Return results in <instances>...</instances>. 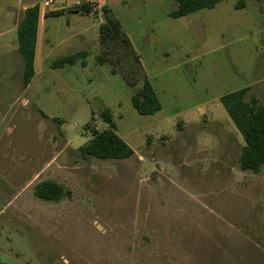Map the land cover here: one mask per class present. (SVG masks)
<instances>
[{"label": "rangeland", "instance_id": "1", "mask_svg": "<svg viewBox=\"0 0 264 264\" xmlns=\"http://www.w3.org/2000/svg\"><path fill=\"white\" fill-rule=\"evenodd\" d=\"M107 2L51 39L48 62L86 51V67L42 62L27 103L22 76L8 90L0 73V264H264V166L240 168L245 142L221 103L250 87L264 104V0L182 18L176 0ZM105 7L134 53L110 43L100 65ZM145 79L162 105L152 116L132 104ZM104 109L133 157L80 153L93 118L109 128ZM46 180L69 195L40 200Z\"/></svg>", "mask_w": 264, "mask_h": 264}, {"label": "trees", "instance_id": "2", "mask_svg": "<svg viewBox=\"0 0 264 264\" xmlns=\"http://www.w3.org/2000/svg\"><path fill=\"white\" fill-rule=\"evenodd\" d=\"M224 1L226 0H176L177 9L170 16L182 18L200 10L213 9ZM77 11L87 15L93 12L92 7L87 5L78 7ZM39 19L40 8L38 6L29 8L17 29L19 51L24 61L22 75L24 88L31 83L35 75ZM99 43L102 53L97 56V62L100 65L109 62L110 52L107 48L110 43H116L121 50L132 51L128 36L123 33L120 22L108 8L104 9V22L99 29ZM87 56L86 51L75 53L52 62L50 67L62 69L74 66L78 62L86 67ZM112 72L116 73V70L113 69ZM249 91L250 88H244L231 92L221 98V103L245 142L239 158L240 168L243 171L259 173L264 166V104L253 95L247 100ZM132 104L142 116H152L162 109L157 93L148 79L143 81L140 90L133 96ZM100 117L109 128L100 130L94 125L93 118L92 122L85 126L92 137L80 148V153L100 160H127L133 157L135 155L133 149L116 133V123L110 109H104ZM34 195L42 201L58 202L69 195V191L55 181L46 180L36 185Z\"/></svg>", "mask_w": 264, "mask_h": 264}, {"label": "crops", "instance_id": "3", "mask_svg": "<svg viewBox=\"0 0 264 264\" xmlns=\"http://www.w3.org/2000/svg\"><path fill=\"white\" fill-rule=\"evenodd\" d=\"M95 2L97 3L99 9L105 4L109 6L107 0H0V42L5 43L3 47L5 50V61L4 63H2L3 60L0 61V63H2V66H0V73H9L7 74L9 79L7 81L5 80V82L1 84L7 85L6 88L8 90H12L13 88L16 89L12 83L13 72L17 71L18 74L21 76L23 75L24 61L19 51L17 29L20 22L24 18L27 9L38 6L40 8V19L36 46L35 75L31 83L26 88H23V101L25 103L29 101L28 92L34 83V80L39 76V74H41V63H47L50 59V55L52 53L50 51L54 45L51 44V39L56 37L59 27L63 24L62 20H64L67 26H69L68 29H71L70 27L78 23V21L83 18L82 16H91L95 13L92 12L89 15L83 14L82 12L77 11L78 7L82 5L91 7ZM108 9L110 10L109 7ZM98 15L99 13L95 16ZM68 33L71 36L70 30ZM44 42L47 44V48L45 49L43 47ZM41 55L44 59H41ZM52 62H48V68H51L50 64ZM78 63L81 65V62ZM0 101H2L1 94Z\"/></svg>", "mask_w": 264, "mask_h": 264}]
</instances>
